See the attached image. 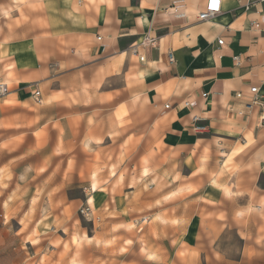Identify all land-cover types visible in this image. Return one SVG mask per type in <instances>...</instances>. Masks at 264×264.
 <instances>
[{
  "label": "crops",
  "instance_id": "obj_1",
  "mask_svg": "<svg viewBox=\"0 0 264 264\" xmlns=\"http://www.w3.org/2000/svg\"><path fill=\"white\" fill-rule=\"evenodd\" d=\"M251 1L199 20L206 0H0V264L139 262L143 226L160 256L146 264H264V2ZM78 200L103 224L87 238L110 246L70 243Z\"/></svg>",
  "mask_w": 264,
  "mask_h": 264
},
{
  "label": "rangeland",
  "instance_id": "obj_2",
  "mask_svg": "<svg viewBox=\"0 0 264 264\" xmlns=\"http://www.w3.org/2000/svg\"><path fill=\"white\" fill-rule=\"evenodd\" d=\"M90 178H92V176H90ZM98 179H99V181H98ZM101 181H102V179H100L99 177L97 178L96 175H93V178H92V181H91V188L93 190H96L97 187H98V184H100ZM75 195L77 197H81V194L78 191V189L76 190ZM87 206H88V204H85V202H82L81 200H78V205L76 206V210H75V222H73V224H72L73 225V229H72L73 230V234H72V239L70 240V243L73 246H75V247H79V246L83 245V243H89V242L91 243V245H94L96 247L110 246L113 242H115L114 239H105V238L100 237L99 235H97L94 238L90 239V238H87V234L84 233V230L86 228L88 230V233H89L88 235L91 234L90 233V232H92L91 230L94 229L93 223L97 227L101 226V225L103 226V224H101V222L99 221L98 213L95 212L93 210V208H91V206H90V210H86ZM82 209H84V213L82 212ZM92 210L94 212H92ZM4 218H5V220L8 219V212H5ZM144 219H145V217H144ZM117 226L118 225H116V224H112L111 228L113 230H115L117 228ZM7 227L10 230H16L17 229V224L15 222H13V223H9L8 222L7 223ZM131 227H132V229L134 231L137 230V227L136 228L133 227L132 223H129V225H124V228H131ZM82 228H84L82 230L83 233L82 234L78 233V231H80V229H82ZM46 229L51 231L50 226L49 227L46 226L45 230ZM39 230L40 229H37L36 226H34L32 231L30 232V236L27 237V238H29V240L31 241L32 244H36L38 242V238L36 236H34V235H37ZM62 230H63L62 228L59 229V233L62 234ZM63 232H64V230H63ZM146 234H147L146 228L143 226L142 228H140L139 236L137 238V242H138V244L140 246L139 250L141 252V255L144 254L145 258L158 260V258L160 256L157 255V254L155 255L156 248H154L153 250H151L149 248H148V250L143 249L145 247V245H148L147 244V239H146ZM56 235H57V233H56ZM58 240H61V238L58 237V239L52 241L50 238H48L46 236V238H43V244H40L38 246H44L45 248H50V247H52L54 245H57ZM45 242H47V243H45ZM63 246H66V247L70 246V244L68 243V240L64 241ZM123 250L126 251V249H123ZM141 255H140V261L139 262H135L134 261L135 258L133 259L132 255H124V260L115 262L111 258V259H109L108 264H146L142 260V258H141L142 256ZM3 257L5 258V256H3ZM99 257H100L99 254L91 256V259L93 260L91 262V264H101V263H103V260L100 261ZM110 257H112V256H110ZM0 258H1V256H0ZM4 258H2L1 260H3ZM5 262H6V260H5ZM71 262L74 263V264H77V261H71ZM28 264H32V261H30Z\"/></svg>",
  "mask_w": 264,
  "mask_h": 264
},
{
  "label": "built area",
  "instance_id": "obj_3",
  "mask_svg": "<svg viewBox=\"0 0 264 264\" xmlns=\"http://www.w3.org/2000/svg\"><path fill=\"white\" fill-rule=\"evenodd\" d=\"M260 2H264V0H258ZM254 1L251 0H246V2L243 3V6L246 10L250 9L251 6H253ZM221 11V0H206L205 5L203 7V9L198 12V19L199 20H208L213 18L216 14H218ZM253 25L258 26V22L253 21L252 22ZM98 38H100L98 36ZM223 40L222 39H218V43L222 44ZM141 59H143V56L140 57ZM168 60L169 62H171L173 60L172 54L168 53ZM6 91V87L4 84H0V94L4 93ZM257 93H258V88L256 85H252L249 87L248 90V101L245 102V110H250L256 103L258 100L257 97ZM33 97L35 98L36 101H39L40 99V91L38 89H34L32 92ZM206 93H202V96H205ZM236 98H241L242 96H244V94L242 92H236L235 94ZM191 102H184L185 105H189ZM168 104H165V107H168ZM260 106H261V115H260V122L264 125V104L263 102H260ZM239 115H243L245 114L244 110H240L238 111ZM193 122L195 123V127L196 128H202V126L198 125V121H199V117L198 116H193ZM86 210H90L89 205L86 207ZM82 212L84 213V209H82Z\"/></svg>",
  "mask_w": 264,
  "mask_h": 264
}]
</instances>
